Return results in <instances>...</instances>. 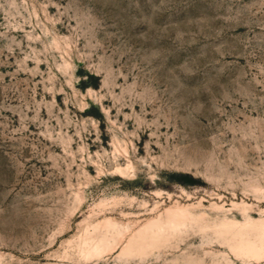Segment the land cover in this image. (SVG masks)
<instances>
[{
	"label": "rangeland",
	"instance_id": "obj_1",
	"mask_svg": "<svg viewBox=\"0 0 264 264\" xmlns=\"http://www.w3.org/2000/svg\"><path fill=\"white\" fill-rule=\"evenodd\" d=\"M0 264H264V0H0Z\"/></svg>",
	"mask_w": 264,
	"mask_h": 264
}]
</instances>
